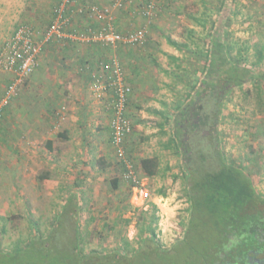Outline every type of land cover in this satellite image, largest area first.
Listing matches in <instances>:
<instances>
[{"label":"rangeland","instance_id":"1","mask_svg":"<svg viewBox=\"0 0 264 264\" xmlns=\"http://www.w3.org/2000/svg\"><path fill=\"white\" fill-rule=\"evenodd\" d=\"M95 1V6L108 9L117 32L125 34L144 26L145 42L108 47L69 38L50 41L35 71L4 110L0 120V251L11 254L34 239L47 237L69 204L68 198L76 202L75 215L69 213L72 219L58 223L50 243L52 252L24 256L16 264H91L79 256L121 251L126 241L137 250L151 231L164 249L182 238L190 215L189 195L182 158L176 144L169 141L170 122L209 73L210 47L218 37L228 62L250 70L249 81L228 90L221 101L220 150L225 161L248 175L264 197V148L257 147L264 144L263 19L251 17L250 23L243 19L246 5L242 1L150 0L154 14L147 21L141 14L147 0H140L139 19L126 23L118 12L129 4L116 9L111 0ZM59 2L2 3L0 48L19 24L31 26L42 41ZM72 11V16L78 14ZM78 15L84 17L77 22L81 29L69 32L85 33L101 25L93 15ZM101 60L119 65L132 89L130 98L134 96L126 108L132 132L123 149L136 185L124 179L125 166L112 144L110 97L96 98L91 90ZM9 81L10 76L0 82V95ZM257 131H263L262 135ZM257 155L263 164L255 163ZM150 157L158 160L153 177L145 176L140 166L142 158ZM113 180L118 187H112ZM72 227L78 232V255L72 254Z\"/></svg>","mask_w":264,"mask_h":264},{"label":"trees","instance_id":"2","mask_svg":"<svg viewBox=\"0 0 264 264\" xmlns=\"http://www.w3.org/2000/svg\"><path fill=\"white\" fill-rule=\"evenodd\" d=\"M218 38L210 47L209 73L201 79L193 98L177 108L170 122L169 141L176 144L182 158L189 195L190 215L182 238L164 249L155 242L151 231L137 250L126 241L121 251L109 254L91 251L84 257L79 256L80 261L91 264H264V197L256 192L248 175L225 161L217 124L223 97L231 88L249 81L250 70L230 64ZM140 166L145 176L153 177L157 174L158 160L142 158ZM112 187H118L117 180L112 181ZM73 199L68 198L69 204L47 237L34 239L11 254L0 251V264H16L24 256L50 254L51 239L59 228L60 219L68 223L72 219L69 213H74L73 216L76 213ZM75 232L73 228L69 240L72 254L78 255L81 251L77 248L78 232Z\"/></svg>","mask_w":264,"mask_h":264},{"label":"built area","instance_id":"3","mask_svg":"<svg viewBox=\"0 0 264 264\" xmlns=\"http://www.w3.org/2000/svg\"><path fill=\"white\" fill-rule=\"evenodd\" d=\"M76 0H61L53 13V19L43 34V40L38 41L33 28L27 24H19L8 40L0 48V72L10 76V81L0 96V120L4 110L16 99L20 92L23 81L36 69L43 47L50 41L62 39H76L85 43H100L104 46L114 47L119 44L137 46L145 42L146 28L141 26L131 32L121 34L115 30L110 23L111 17L108 9L93 5L79 6L74 9L75 13L93 15L101 20L98 28H88L85 33L76 36L66 33L65 29L72 20V6ZM114 8L122 9L131 0H111ZM142 16L151 20L154 14V3L147 0L141 8ZM114 64V65H113ZM106 66L111 75L95 76L92 83V93L96 98L110 97L107 111L110 114L109 129L112 144L115 147L116 155L124 164V179L136 185V178L131 171L129 162L124 159L123 143L126 137L132 132V125L126 116V108L132 94L131 87L125 83L123 73L117 63ZM102 66V64H100ZM104 71V68H101Z\"/></svg>","mask_w":264,"mask_h":264},{"label":"crops","instance_id":"4","mask_svg":"<svg viewBox=\"0 0 264 264\" xmlns=\"http://www.w3.org/2000/svg\"><path fill=\"white\" fill-rule=\"evenodd\" d=\"M8 1L9 0H0V5L2 3H7ZM99 1L101 2V4L104 3V0H99ZM236 1H242L246 5V12H245L246 16L243 19H248L249 23L252 22V20H253L251 17H253L254 19H263V21H264V0H236ZM95 3H96L95 0H76L73 3V6L71 8H72V10H74L77 7L81 6V5H83L85 7V6L93 5ZM140 3H141L140 0H131V3L128 5V7L124 8L123 10L118 12V15L122 16L123 17V21H125L126 23L134 21L135 19L138 20L139 19L138 16H140V15L137 12V8H138ZM80 18H82V19H80ZM72 19H73V21H72L73 23L72 22L69 23V26L71 28H68L67 30L65 29V32L66 33L75 34L76 36L81 35L82 33H84V32H80V31L76 32V33L69 32L70 29H72V30L81 29L80 26H79V23H77V22H78V20H84V17H82V15H78L77 14V15L72 16ZM114 19L115 20L117 19V17H115V15H114ZM0 21L2 22L1 11H0ZM69 26H67V27H69ZM74 40H76V39H74ZM77 41H80V40H77ZM111 61L112 60H101V61H99L100 63L98 62V65L102 64V66L106 67V66H108L107 64L111 63ZM112 63H114V62H112ZM95 73H96V76L97 75H103V74L108 76V71L103 72V71H101V70H99L97 68L95 69ZM125 75L126 74L124 73V78H125ZM6 77H7V80H8L9 79V75L6 74V73L0 72V82L2 80H4V78H6ZM125 81L127 82L126 78H125ZM1 91H2L1 92V95H2L3 90H1ZM133 99H134V96L132 95V97L130 98V101L133 100ZM128 109H129V103H128ZM256 133L260 136V135H262L263 131H257ZM257 147L258 148H264V144H262L261 146L257 145ZM255 159H256L255 160L256 164H263L261 156L257 155V157Z\"/></svg>","mask_w":264,"mask_h":264}]
</instances>
